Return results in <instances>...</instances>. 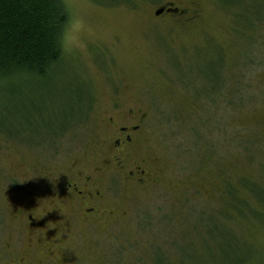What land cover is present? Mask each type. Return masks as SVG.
<instances>
[{
  "label": "rangeland",
  "instance_id": "rangeland-1",
  "mask_svg": "<svg viewBox=\"0 0 264 264\" xmlns=\"http://www.w3.org/2000/svg\"><path fill=\"white\" fill-rule=\"evenodd\" d=\"M65 1L60 65L47 77L0 80V264H51L43 259L56 246L66 264H264V201L239 183L247 206L218 201L207 141L221 146L212 118L246 131L250 166L232 143L221 164L248 172L231 165L233 181L246 175L264 186V129L247 131L264 122V0ZM164 5L190 6L196 17L155 15ZM246 15L259 21L248 26ZM74 20L82 28L68 31ZM233 88L242 107L225 103ZM129 108L146 114L141 156L158 180L131 185L104 171L107 200L120 210L115 221L90 226L65 208L50 231L29 230L32 206H23L42 174L77 161L93 168L108 150L105 120L121 123Z\"/></svg>",
  "mask_w": 264,
  "mask_h": 264
},
{
  "label": "trees",
  "instance_id": "trees-1",
  "mask_svg": "<svg viewBox=\"0 0 264 264\" xmlns=\"http://www.w3.org/2000/svg\"><path fill=\"white\" fill-rule=\"evenodd\" d=\"M231 1L236 4L239 3L240 6L246 5L247 2L251 6L254 5L255 1L258 3L259 0ZM68 21L69 9L65 0H0V80L19 77L23 73L33 77H47L52 73L60 65L63 56V37ZM245 21L248 26H253V22L259 21V18L254 17L250 19L246 15ZM256 24L260 27V23ZM223 85L222 83L219 89H215L213 93L209 94L210 97L214 95L212 97V103L218 102L214 99L216 97L220 98ZM234 91L235 88L227 91V101L230 102L225 103H228L229 108H232L231 104L234 107H242V105L247 103L241 101L240 94L242 91L237 100L234 98L236 96ZM251 96L253 98L252 94ZM212 121L211 131H214L213 135L219 131L223 137L220 136L217 139L218 143L220 141V147L214 140L212 142L210 139L207 140L210 151L208 155H212V170L209 169V166L205 169L207 171L209 169L212 172V178L214 180L212 186L218 201L223 197L226 198L227 205L232 203V205L240 204L244 207L247 206L249 203L242 197V193L239 192V187H237L238 183L244 190L251 192L259 201H264V186L261 182L246 175L240 176L238 181L235 182L229 173V167L231 165L237 166L242 173L248 172L246 170H240L237 163H228L226 160H223L225 165L221 164V160L226 159L225 151L222 150V147L224 148L229 143L237 146L240 154L244 156L245 162L248 164L247 160L251 152L249 144L252 140L250 141L248 137H245L246 131L237 129L236 127L232 128L226 122H222V119L217 120L216 118H212ZM248 125L247 131L253 128L264 129V122L249 123ZM228 129L233 130L232 132L235 133L229 134L226 132ZM0 131L7 132L2 127H0ZM54 144L57 145V142L55 141ZM217 146L218 148H216ZM190 147L192 149L194 146L191 145ZM200 147L196 145L194 147L195 151L200 153ZM199 160L200 163L205 161H201L200 158ZM248 166L250 165L248 164ZM219 212L223 217L228 219L229 212L226 209L223 208ZM155 247H158V245L154 244V250ZM153 248L149 249L150 254L157 255L158 252L154 253ZM121 249L119 247V252ZM139 254L141 255V252ZM58 256L48 253L43 260L45 261L47 259L46 263L50 262L51 264H66L68 262V260L59 259ZM143 258V255L139 256L140 262Z\"/></svg>",
  "mask_w": 264,
  "mask_h": 264
},
{
  "label": "flooded vegetation",
  "instance_id": "flooded-vegetation-1",
  "mask_svg": "<svg viewBox=\"0 0 264 264\" xmlns=\"http://www.w3.org/2000/svg\"><path fill=\"white\" fill-rule=\"evenodd\" d=\"M161 8L164 9L161 15L171 13L185 19L184 23L193 21L196 17V12L190 6L173 9L164 5ZM129 109L126 115H122L124 120L121 123H117L113 116L105 120L107 137L104 144L108 150L100 155V160L93 168H82L80 161H77L68 168L69 171L64 168L65 171L52 177L42 174L38 179L39 183L29 190L27 203L23 206L25 209L32 206L27 215L29 230L50 231V226L56 223L57 216L64 214L65 208L72 210L77 222L81 220L90 226L115 221L120 210L107 200V186H104V179L100 176L104 171L108 174L116 172L131 185L158 180L156 172H151L150 165L146 166L147 159L141 156L146 114L142 109ZM62 249L61 246L52 247L48 253L57 256L62 253Z\"/></svg>",
  "mask_w": 264,
  "mask_h": 264
},
{
  "label": "clouds",
  "instance_id": "clouds-1",
  "mask_svg": "<svg viewBox=\"0 0 264 264\" xmlns=\"http://www.w3.org/2000/svg\"><path fill=\"white\" fill-rule=\"evenodd\" d=\"M83 21L81 20H74L68 27V31H72L73 29H80L83 26Z\"/></svg>",
  "mask_w": 264,
  "mask_h": 264
},
{
  "label": "water",
  "instance_id": "water-1",
  "mask_svg": "<svg viewBox=\"0 0 264 264\" xmlns=\"http://www.w3.org/2000/svg\"><path fill=\"white\" fill-rule=\"evenodd\" d=\"M164 11L163 8H160L159 10L156 11V14L159 15L160 13H162Z\"/></svg>",
  "mask_w": 264,
  "mask_h": 264
}]
</instances>
